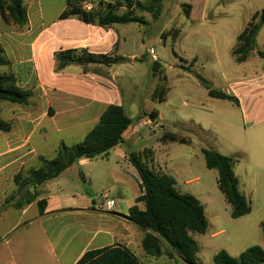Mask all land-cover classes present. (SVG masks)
<instances>
[{
    "label": "rangeland",
    "instance_id": "1",
    "mask_svg": "<svg viewBox=\"0 0 264 264\" xmlns=\"http://www.w3.org/2000/svg\"><path fill=\"white\" fill-rule=\"evenodd\" d=\"M90 1L99 10L100 2L115 0ZM140 1L146 3L147 0ZM25 3L33 24L36 8L41 13L39 16L44 26L53 22L66 6V0H41L36 5L35 0H25ZM186 4L192 6L189 17L183 7ZM161 5L156 18L150 13L138 11L144 23L118 24L114 30L117 35L114 52L126 57H138L133 62L126 59V63L118 67L122 77L117 79L116 86L123 93L126 112L134 120L138 113L144 116V111L151 114L156 110L160 115L157 128L145 127L151 138L148 137L149 140L137 150L145 147L153 150L154 161H149L148 167L156 172L162 170L163 173L173 174L178 191L193 195L205 206L208 221L206 233H191L199 247L198 263L215 264L214 256L222 250L234 258L254 246L264 250V91L251 93L253 97L245 92L240 93L243 100L240 106L210 97L196 76L200 74L215 89L225 93L231 91L232 83L245 81L251 76L250 66L260 63L262 57H251L250 64L241 65L232 56V50L254 12L259 11L257 20L261 22L264 0H164ZM125 11L121 8L118 13ZM39 22L36 28H39ZM28 26L29 21L25 27L7 24L0 15V32L13 27L15 32L22 33ZM261 28L264 36L262 22ZM151 50L161 64L159 73L152 70L155 60ZM5 54L9 58L8 53ZM89 69L101 68L91 65ZM4 73H11L10 66H0V74ZM160 85L167 88L162 102L153 100V93ZM5 105L28 107L0 102V116L12 126V121L2 115V112H7V108H1ZM36 107L37 104H32L30 109ZM87 129L78 133L75 130L58 131L53 127L47 133L39 129L31 139V146L36 149V155L50 160L56 156L62 142L69 146L79 143ZM20 131L25 133L24 130ZM167 132L185 137L191 143L164 144L160 139ZM12 133L13 130L9 133L0 131V150L4 148L5 138ZM241 143L246 144L238 146ZM203 148H214L234 158L239 190L251 205L250 214L239 219L231 217V205L218 188L217 171L206 167ZM99 163L100 160L98 164H86L83 170L96 174L94 170ZM39 166L42 163L30 164L28 168ZM189 181L191 183L186 184ZM123 184L125 186L119 178L105 181L96 175L94 177L95 193L97 196L105 193L108 200L113 199L112 195L120 187L123 188ZM102 197L99 196L98 201H104ZM160 258H157L156 264H186L178 258Z\"/></svg>",
    "mask_w": 264,
    "mask_h": 264
},
{
    "label": "crops",
    "instance_id": "2",
    "mask_svg": "<svg viewBox=\"0 0 264 264\" xmlns=\"http://www.w3.org/2000/svg\"><path fill=\"white\" fill-rule=\"evenodd\" d=\"M37 1L41 0H35V5ZM84 4L89 6L88 10L96 9L91 1ZM66 7L67 5L64 10ZM35 10L37 14L34 24L28 10L29 26L25 32H15L13 27L0 32V44L9 55L7 59L11 63L10 71L16 76L18 86L31 90L34 94L28 107H1L7 108V112H2V115L12 121L13 133L5 138L4 148L0 150V264H76L87 251L117 244L128 248L142 264H156L157 258L143 251L145 233L127 219L129 209L142 194L138 172L129 162L128 155L149 149L145 147L137 150L149 140L148 137L151 138L145 127H158L159 113L154 120L149 118L150 111H144V116L138 113L135 120L132 118L134 122L126 132L124 142L111 149L107 155L81 159L57 178L39 185L37 190L41 191V195L38 200L47 201L43 215L36 202L21 210L13 207L1 210L7 197L16 191L14 176L21 169H29L30 164L39 165V158L44 157L36 155V149L31 146L35 132L42 129L47 133L53 127L58 131L75 130L78 133L88 127L80 138L81 142L95 127L108 106L124 107L123 93L116 86V81L122 77V71L118 67L126 62L111 67L94 65L101 69L92 70L89 66L85 70L84 67L73 64L57 71L55 54L70 49H86L93 54L121 56L130 62L138 59L134 55L126 57L114 52L113 47L117 44L114 30L118 24L99 27L85 24L76 17L60 20L63 10L53 22L44 26L39 16L41 13L36 8ZM256 13L259 11L254 12V15ZM37 22L40 24L39 28H36ZM254 56L262 59L260 63L250 66L251 76L245 81L232 83L231 91H227L239 100L240 106L243 103L240 93L245 92L253 97L254 94L251 93L264 91L262 28L257 36L256 49L245 62L239 64H250V58ZM74 65L77 67H73ZM32 104H37L38 107L30 109ZM20 130L25 133L22 134ZM243 144L246 143L238 146ZM151 151L153 156L149 161H154V151ZM99 160V165H96ZM92 163H96V174L83 170L86 164ZM160 171L157 173H163ZM80 173L83 174L84 181ZM95 175L105 181L119 178L125 186L123 184V188L120 187L111 200H108L105 193L99 195L104 198L100 202L95 193ZM168 175L174 178L173 174ZM189 183L191 182H186ZM105 185L108 186V183L105 182ZM107 201H114L113 206L108 207ZM138 206L145 208L143 203ZM162 258L164 256L160 259Z\"/></svg>",
    "mask_w": 264,
    "mask_h": 264
},
{
    "label": "trees",
    "instance_id": "3",
    "mask_svg": "<svg viewBox=\"0 0 264 264\" xmlns=\"http://www.w3.org/2000/svg\"><path fill=\"white\" fill-rule=\"evenodd\" d=\"M164 0H115L114 2H100V9L88 10L83 4L90 0H66V9L59 19L71 17L78 18L85 24L99 27H108L114 24L127 25L144 23V19L137 14L138 11L152 14L155 18L161 11ZM185 14L189 17L192 6L184 5ZM126 11L118 13L119 9ZM0 15L5 23L25 27L28 24V9L24 0H0ZM256 13L247 24L242 34L237 38V44L232 50V56L238 63L245 62L256 49L257 36L261 22ZM57 71L69 65H79L87 70L90 65L111 67L126 61L121 56H107L88 52L86 49H70L55 54ZM5 49L0 44V66H10ZM187 70H191L185 67ZM161 64L153 61L152 70L159 73ZM201 85L208 95L220 100H228L238 105L239 100L228 93L217 90L200 74H196ZM167 88L160 85L153 93V100H165ZM34 94L31 90H24L18 86L17 78L12 73L0 74V102H10L19 105H28ZM158 112L153 110L150 114L152 120L156 119ZM134 120L127 114L123 106L110 105L100 116L95 127L85 136L83 141L68 146L61 143L53 159L40 157L42 166L39 168L21 169L14 176L16 191L9 195L1 206V210L13 207L21 210L36 202L41 215L47 206L45 199L38 200L41 191L39 185L60 176L66 169L77 164L81 159H95L105 156L111 149L124 142V136ZM204 131L203 129H201ZM0 131H12L10 122L0 116ZM160 141L190 144L191 141L177 134L167 132ZM206 167L218 173V188L231 205V217L239 219L251 213V205L246 196L239 190V180L234 171L235 160L213 149L203 148ZM153 152L145 149L143 152H131L129 162L137 170L140 178L141 196L136 204L129 209L127 219L134 223L145 234L142 248L145 254L160 258L167 256L170 259L178 258L186 264H200L197 262L199 247L191 233L205 234L208 221L203 204L193 195L182 194L176 188L175 179L165 173H157L148 167V161ZM81 179L84 176L80 173ZM143 203L141 209L138 204ZM264 235V224L262 225ZM215 264H264V250L259 246L248 248L238 258L222 250L214 256ZM76 264H142L139 259L125 246L117 244L98 250H90L83 254Z\"/></svg>",
    "mask_w": 264,
    "mask_h": 264
},
{
    "label": "built area",
    "instance_id": "4",
    "mask_svg": "<svg viewBox=\"0 0 264 264\" xmlns=\"http://www.w3.org/2000/svg\"><path fill=\"white\" fill-rule=\"evenodd\" d=\"M84 8L89 9V6H88V5H85ZM150 53H151L153 59H154L155 61H157V60H156V57H155V55L153 54V51H152V50L150 51ZM106 199H107V197H105V200H106ZM113 204H114V201H107V205H108V207H112Z\"/></svg>",
    "mask_w": 264,
    "mask_h": 264
},
{
    "label": "water",
    "instance_id": "5",
    "mask_svg": "<svg viewBox=\"0 0 264 264\" xmlns=\"http://www.w3.org/2000/svg\"><path fill=\"white\" fill-rule=\"evenodd\" d=\"M261 22L264 23V12H263V16L261 18Z\"/></svg>",
    "mask_w": 264,
    "mask_h": 264
}]
</instances>
